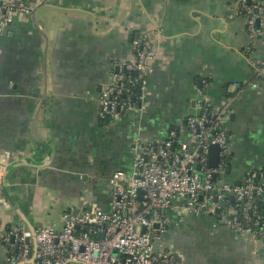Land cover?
Here are the masks:
<instances>
[{"label":"crops","instance_id":"crops-1","mask_svg":"<svg viewBox=\"0 0 264 264\" xmlns=\"http://www.w3.org/2000/svg\"><path fill=\"white\" fill-rule=\"evenodd\" d=\"M24 1L32 14H16L0 38V264L4 233L28 228L21 214L36 229L61 228L63 212H78L84 199L109 208V178L131 172L137 130L159 139L184 122L203 80L216 105L235 82L242 88L225 123V179L240 183L264 166V36L248 33L238 0ZM144 37L159 49L145 111L101 121L102 86ZM163 246L182 264H264L262 238L181 207L170 212Z\"/></svg>","mask_w":264,"mask_h":264},{"label":"built area","instance_id":"built-area-1","mask_svg":"<svg viewBox=\"0 0 264 264\" xmlns=\"http://www.w3.org/2000/svg\"><path fill=\"white\" fill-rule=\"evenodd\" d=\"M33 10L24 0H0V38L16 14L30 16ZM238 13L252 38L264 36V0H238ZM158 51L149 38L133 40L131 56L116 62L112 80L102 86L101 121H118L129 111L142 115ZM207 85L203 80L194 111L165 136L149 139L137 130L131 172L116 170L109 178V208L84 199L78 212L64 211L61 228L37 229L36 253L30 230L17 223L3 235L5 264H182L163 246L170 212L178 207L264 240V166L240 183L225 179L231 154L225 123L242 88L235 82L216 105L208 101ZM212 144L220 148L217 167L210 165Z\"/></svg>","mask_w":264,"mask_h":264},{"label":"water","instance_id":"water-1","mask_svg":"<svg viewBox=\"0 0 264 264\" xmlns=\"http://www.w3.org/2000/svg\"><path fill=\"white\" fill-rule=\"evenodd\" d=\"M46 5V2H43L41 3V6H44ZM201 86V85H200ZM199 86V87H200ZM219 152H220V148H219V145L218 144H212L209 148V160H210V165L213 166V167H217L218 166V163H219ZM230 167L227 166L226 170L227 172L229 171ZM139 195L141 196L142 195V192L139 191ZM23 215L22 218H24L26 224H27V227L28 229L30 230L31 232V235H32V238H33V249H34V253H36V250H37V246H36V243H35V236H36V232H37V229L36 227H34L26 218V216L24 214H21V216ZM158 226V225H157ZM145 231V228L144 230Z\"/></svg>","mask_w":264,"mask_h":264},{"label":"trees","instance_id":"trees-1","mask_svg":"<svg viewBox=\"0 0 264 264\" xmlns=\"http://www.w3.org/2000/svg\"><path fill=\"white\" fill-rule=\"evenodd\" d=\"M260 205H262V204H260Z\"/></svg>","mask_w":264,"mask_h":264}]
</instances>
